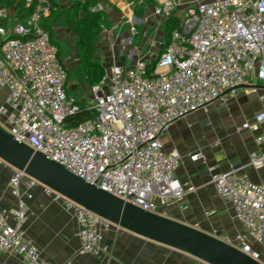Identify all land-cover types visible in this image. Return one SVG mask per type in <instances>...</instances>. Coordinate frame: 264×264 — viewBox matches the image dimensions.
I'll return each instance as SVG.
<instances>
[{
    "label": "built area",
    "instance_id": "built-area-1",
    "mask_svg": "<svg viewBox=\"0 0 264 264\" xmlns=\"http://www.w3.org/2000/svg\"><path fill=\"white\" fill-rule=\"evenodd\" d=\"M24 1L31 10L25 23L8 28L0 22V91L4 92L0 127L71 173L146 211L161 213L162 207L194 191L193 185L176 177L181 155L163 151L162 135L175 120L206 110L213 102L226 104L240 85L252 79L264 84V0L155 4L153 13L163 20L172 17L178 6L182 10L154 68L148 70L150 64L143 56L128 68L112 65L91 87L93 101L86 108L93 115L77 125L67 119L81 105L68 93V71L57 45L41 26L51 13V3ZM8 18V11L0 8V21ZM113 29L102 26L100 30L111 43ZM129 31L126 43L133 44L140 34L137 24L132 22ZM258 98L264 100V88ZM262 122L264 111L241 128H256ZM199 157V153L190 155L191 160ZM249 163L264 167V149L253 152ZM211 181L244 228V233L225 241L264 263L252 245L264 248V186L234 170L214 172ZM9 184L18 204L10 211L13 224L0 205V251L19 255L25 264H54L41 257L22 231L29 210L20 187L31 198L30 190L37 186L76 219L79 252L101 251L103 233L111 222L24 171L16 170Z\"/></svg>",
    "mask_w": 264,
    "mask_h": 264
},
{
    "label": "crops",
    "instance_id": "crops-1",
    "mask_svg": "<svg viewBox=\"0 0 264 264\" xmlns=\"http://www.w3.org/2000/svg\"><path fill=\"white\" fill-rule=\"evenodd\" d=\"M49 1L54 4L57 14L45 16L41 23L46 25V31L59 51V44L73 42L76 54L73 62L82 67L84 80L90 84L77 55V36L67 24L69 11L75 2ZM139 1L98 0V7L104 10L114 28L112 43L108 35L101 31L93 37L92 60L102 67L103 76L109 73L114 64L128 68L140 56L149 58V53L157 48V37L160 38L158 45L166 43V20L153 13L154 5L164 0H141L142 4ZM181 8L178 6L173 15L177 22ZM6 10L9 18L0 22L10 28L15 24L16 16L14 8ZM83 16L84 12L80 11L76 18ZM132 22L140 26V34L133 44H127ZM142 33H145L144 37ZM159 54L147 63L151 65ZM60 58L64 63L61 51ZM247 85L254 87H238L226 104L213 102L206 110H198L175 120L162 135L163 151H176L181 155L175 169L176 177L183 184L193 185L195 190L186 193L180 202L162 207L161 213L224 240L235 239L236 235L244 233V228L234 218L230 204L218 195L211 181L212 174L234 170L251 182L264 186V167L255 168L249 163L253 152L264 149V122L256 128H241L243 123H252L254 117L264 111V100L258 98V92L264 88V84L252 79ZM67 91L84 106L93 101L84 103L90 95L80 96V90L69 87L68 81ZM3 98L4 92L0 91V104ZM195 153L201 157L191 160L190 155ZM15 171L14 167L0 159V205L10 224H13L10 211L18 204V197L12 193L9 184ZM30 192L32 197L27 198L26 189L20 187L21 197L27 202L29 210L22 231L37 247L41 257L54 264H207L187 252L150 241L113 225L103 233L102 249L98 254L81 253L78 224L72 213L61 203L52 201L42 186L34 187ZM252 245L264 258V248L255 243ZM0 264L25 263L17 254L0 251Z\"/></svg>",
    "mask_w": 264,
    "mask_h": 264
},
{
    "label": "water",
    "instance_id": "water-1",
    "mask_svg": "<svg viewBox=\"0 0 264 264\" xmlns=\"http://www.w3.org/2000/svg\"><path fill=\"white\" fill-rule=\"evenodd\" d=\"M239 87L254 85L245 84ZM0 159L93 211L113 226L187 252L207 264H264L210 232L162 213L146 211L85 181L40 151L16 140L1 127Z\"/></svg>",
    "mask_w": 264,
    "mask_h": 264
},
{
    "label": "trees",
    "instance_id": "trees-1",
    "mask_svg": "<svg viewBox=\"0 0 264 264\" xmlns=\"http://www.w3.org/2000/svg\"><path fill=\"white\" fill-rule=\"evenodd\" d=\"M74 2L75 3L74 5H72V9L69 11L67 24L70 30L77 36V55L84 68L87 81L90 82L91 86H93L97 84L103 76L102 67L92 60V52L94 47L93 37L100 32L102 26L106 28H111L112 25L108 20L104 10L98 8V0H83V2L79 0H74ZM0 6L6 9L14 8V15L16 16L15 24L25 23L31 11L30 8L25 5L24 0H0ZM80 11L84 12V16L82 18H76ZM56 14L57 9L51 2L50 15L51 17H53ZM177 24L178 22L174 18V16L166 20L165 36L167 37V39L170 31ZM41 26L45 31L47 30V27L45 24H43V22L41 23ZM49 36L50 40L55 43L54 40L51 38L50 34ZM58 56L60 58L59 49ZM154 65L155 61L148 68L150 72L154 68ZM79 104L81 105L80 111H78L67 119V122L71 125H77L79 123H82L93 115L92 110L87 109L86 106H84L82 103Z\"/></svg>",
    "mask_w": 264,
    "mask_h": 264
},
{
    "label": "rangeland",
    "instance_id": "rangeland-1",
    "mask_svg": "<svg viewBox=\"0 0 264 264\" xmlns=\"http://www.w3.org/2000/svg\"><path fill=\"white\" fill-rule=\"evenodd\" d=\"M138 28H140V26H138ZM159 41H160V38L157 37L156 38V47H158ZM72 44H73V42H68V41L65 43L59 44L60 51L62 54V59L68 68V73H69L68 86L69 87L74 86V87H76L77 90H80L79 91V93H81L80 96L83 95L84 97L85 96L88 97L90 95V98L84 102V103L88 104V103H91V101L93 100V95H92V91H91V84L87 83L84 80L82 67L74 64V62H73L76 54H75V51L73 49ZM159 52L160 51L158 48H154L153 52H151V54L149 53V58H147V61L150 62V60L154 59L156 57V54H158ZM255 244H257V243H255Z\"/></svg>",
    "mask_w": 264,
    "mask_h": 264
},
{
    "label": "flooded vegetation",
    "instance_id": "flooded-vegetation-1",
    "mask_svg": "<svg viewBox=\"0 0 264 264\" xmlns=\"http://www.w3.org/2000/svg\"><path fill=\"white\" fill-rule=\"evenodd\" d=\"M163 41H164V40H163ZM163 45H164V44L162 43V44H159L158 47H157V48L159 49L160 52H161L162 49H163Z\"/></svg>",
    "mask_w": 264,
    "mask_h": 264
}]
</instances>
